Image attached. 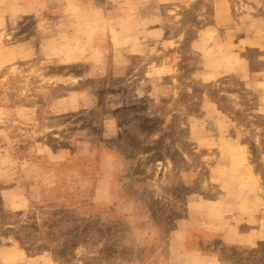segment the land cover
<instances>
[{"label":"rangeland","instance_id":"rangeland-1","mask_svg":"<svg viewBox=\"0 0 264 264\" xmlns=\"http://www.w3.org/2000/svg\"><path fill=\"white\" fill-rule=\"evenodd\" d=\"M236 54L264 70V0H0V264H264L189 220L240 180L264 197Z\"/></svg>","mask_w":264,"mask_h":264},{"label":"crops","instance_id":"crops-1","mask_svg":"<svg viewBox=\"0 0 264 264\" xmlns=\"http://www.w3.org/2000/svg\"><path fill=\"white\" fill-rule=\"evenodd\" d=\"M246 45L259 46L249 45L247 43ZM223 56L224 48H221L220 52H215L212 55L209 60V66H215L217 60H219L217 57L223 58ZM235 58L240 60L242 66H236V63L232 62L230 65H227L226 72L240 73L244 78L250 80H264V70L260 72H251L248 62L242 61L243 58L241 55L236 54ZM262 90L261 101L264 104V87ZM229 143L235 144V146L238 147L235 149L236 151H240L239 155L242 159L240 161V166L245 165L247 162L243 156L245 147H243L242 143L235 138H232ZM236 151H234V153H237ZM239 169V167H235V169L230 170V175L239 176ZM53 175H55V173H53ZM244 177H249V174L248 176L245 174ZM38 185L43 189H49V187L55 186L52 182L47 184L38 182ZM98 186L101 187L103 184H99ZM228 186L229 188L227 192L229 196H231L229 199L201 201L196 199L197 207L194 208L189 202L191 214L189 220L191 222L195 221L198 224L199 232L218 236L226 246L237 247L238 249H256L260 242H264V197L261 194L260 186L258 184H250L246 180H240L239 182L232 183V185L230 184ZM99 187H97V189H99ZM209 223H211V226H209ZM180 227L181 228L178 231L181 232L183 230L181 232L183 238L182 241H184L185 245H188L190 232L188 231L185 233L184 229H186V225ZM187 253L197 254L196 256L200 257L202 260L199 264H209L210 262L208 261L211 259L212 264H227L224 263L218 255L213 257L205 253H199L197 250L189 249H187Z\"/></svg>","mask_w":264,"mask_h":264},{"label":"trees","instance_id":"trees-1","mask_svg":"<svg viewBox=\"0 0 264 264\" xmlns=\"http://www.w3.org/2000/svg\"><path fill=\"white\" fill-rule=\"evenodd\" d=\"M262 246H264V242H260L258 247L260 248V247H262ZM256 250H257V249H253L254 252H256Z\"/></svg>","mask_w":264,"mask_h":264}]
</instances>
